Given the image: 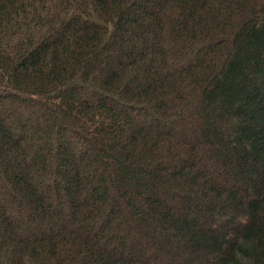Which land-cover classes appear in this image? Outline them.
Wrapping results in <instances>:
<instances>
[{
	"label": "trees",
	"instance_id": "obj_1",
	"mask_svg": "<svg viewBox=\"0 0 264 264\" xmlns=\"http://www.w3.org/2000/svg\"><path fill=\"white\" fill-rule=\"evenodd\" d=\"M0 264H264V0H0Z\"/></svg>",
	"mask_w": 264,
	"mask_h": 264
}]
</instances>
